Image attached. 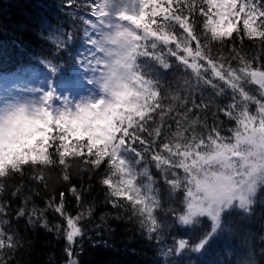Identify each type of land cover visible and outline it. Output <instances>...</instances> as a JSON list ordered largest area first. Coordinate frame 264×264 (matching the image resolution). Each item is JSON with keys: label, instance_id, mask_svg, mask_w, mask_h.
I'll return each mask as SVG.
<instances>
[{"label": "snow or ice", "instance_id": "1", "mask_svg": "<svg viewBox=\"0 0 264 264\" xmlns=\"http://www.w3.org/2000/svg\"><path fill=\"white\" fill-rule=\"evenodd\" d=\"M56 7L55 24L32 22L40 72H0V264H17L26 243L14 223L62 235L67 264H79L93 176L116 210L100 216L97 235L114 231L109 219L133 221L153 264H196L237 232L236 216L264 210V0ZM76 162L88 183L72 182ZM53 168L68 187L40 207L36 186ZM232 250L238 264H256Z\"/></svg>", "mask_w": 264, "mask_h": 264}, {"label": "trees", "instance_id": "2", "mask_svg": "<svg viewBox=\"0 0 264 264\" xmlns=\"http://www.w3.org/2000/svg\"><path fill=\"white\" fill-rule=\"evenodd\" d=\"M63 0H0V72L5 73L21 69V67L35 66L38 62L34 59L33 52L39 54L41 41L35 35L32 22L38 16L47 17L50 23L55 24L57 19V4ZM244 47L252 49L251 41L245 39ZM82 167L79 162L73 165L71 170L72 182L78 186L86 177L80 172ZM45 188L43 184L36 186L40 193L34 197L36 203L44 206V201L53 195L59 200V193L66 192L68 184L62 179L60 168L49 169L45 172ZM93 190L87 197V202L96 204V212L90 222L85 223L87 235L82 241L83 251L80 247L73 246V253L79 264H153L159 257L148 242L141 235L138 226L133 221H115L109 219L111 229L99 231L96 224L100 223V216L105 213L116 214V210L104 203V190L93 176L91 180ZM66 209L71 214H76L75 200L66 194ZM18 206V205H14ZM51 223L63 221L59 216L49 212ZM238 226L237 232L220 241L214 246V250L207 256L201 257L196 264H238L239 257L232 250L243 247L256 261V264H264V210L258 211L251 220H244L240 216L235 217ZM20 231L18 235L26 238L22 242L19 253L15 256L17 264H67L69 257L64 249L66 241L63 236L57 237L52 232H46L43 228L27 229L23 224H13ZM93 241L100 243L93 244ZM107 242L106 245L103 242ZM231 245L226 247L225 244ZM162 264V262H161Z\"/></svg>", "mask_w": 264, "mask_h": 264}, {"label": "rangeland", "instance_id": "3", "mask_svg": "<svg viewBox=\"0 0 264 264\" xmlns=\"http://www.w3.org/2000/svg\"><path fill=\"white\" fill-rule=\"evenodd\" d=\"M24 69H26L28 72H40V68L38 67V64L35 66H26L24 67ZM20 70V69H18ZM18 70H13V71H9V72H5L3 73L4 76H11L12 74H14L15 72H17ZM40 79L42 80V76L40 77ZM30 86H37V82L36 81H30Z\"/></svg>", "mask_w": 264, "mask_h": 264}]
</instances>
